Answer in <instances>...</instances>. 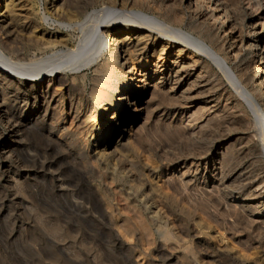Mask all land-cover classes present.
Masks as SVG:
<instances>
[{"label": "bare ground", "instance_id": "6f19581e", "mask_svg": "<svg viewBox=\"0 0 264 264\" xmlns=\"http://www.w3.org/2000/svg\"><path fill=\"white\" fill-rule=\"evenodd\" d=\"M89 85L92 99L76 96ZM222 98L241 146L214 133ZM28 139L62 162L52 180L19 170ZM106 161L123 182L116 203L100 194ZM2 175L0 211L30 226L100 223L126 244L134 229L155 243L157 228L161 251L184 243L187 264H264V0H0Z\"/></svg>", "mask_w": 264, "mask_h": 264}, {"label": "rangeland", "instance_id": "374dc122", "mask_svg": "<svg viewBox=\"0 0 264 264\" xmlns=\"http://www.w3.org/2000/svg\"><path fill=\"white\" fill-rule=\"evenodd\" d=\"M93 35H94V31L90 29L86 32L85 37L89 41L90 39L92 40ZM230 45L231 44H229V46ZM258 81L260 83V80ZM82 89L81 88L76 89L77 97H83V99H88L91 96L90 98L91 99L93 98L91 95L90 85L86 88L87 91L84 88ZM78 92L79 94H77ZM200 101L201 100L199 99L198 100L195 99L192 104L193 105L198 104ZM219 103H220L219 104L220 110H218V114L219 115L221 114V117H223V120H221L222 122H220V124L222 123L221 124L222 126H220L222 128L216 130V132L214 133L216 135L219 134L217 136L218 138H222V135L223 134L225 135L227 131L233 132L234 137H232L230 142L232 144H236L237 146H241L242 144L245 143V142L243 143V141H245V136L244 134L240 133V129L243 126H241L239 122L237 125V122L233 121L234 120L233 116L235 115L232 112L233 109L228 107L230 106L229 101H227L225 98H222L220 99ZM164 105L167 106L168 105L167 102H164ZM225 105L226 108H224ZM250 113L252 114L253 119H256L254 118L255 117L254 113L252 111ZM231 118H233V120ZM233 129L235 131H232ZM214 133H212L211 135L217 138ZM211 135L209 133L208 136ZM28 140L30 142L27 141V145H29L30 147L28 146L29 148L27 147L26 148L28 149L27 151L28 154L29 153L31 154H29L30 157L27 159V161H25V163L22 162V164H19L20 166L19 170L21 168L20 171L24 172V170L27 169H34L37 171V175L40 178H43V180L44 179L49 180V178L52 180L51 178L52 173H50L51 170L52 171L59 170L60 169L59 167L62 166L61 164L62 162L60 164H56V166L53 165L55 166V168L53 166H50L49 163H51L53 158L57 155L52 151L49 152L47 149H45L43 145L41 144L38 145L35 141H31L30 139ZM168 145L169 146L167 147L169 149L174 147V151L176 150V152H179L176 153L177 155H179L180 151L184 148V146L182 145L180 146L176 145L177 146L176 147L174 144L172 145V143L169 142ZM51 152L53 154H51ZM34 153L35 155H33ZM176 154L175 156H177ZM32 155L34 156L35 159L32 158L33 157ZM109 163L110 162L106 161L105 163L101 164V168L105 173L104 178L102 180L106 178L105 180L109 181L110 183L112 179L109 173L111 171V167H113L114 165L112 163L110 164ZM79 166L81 167V170L83 171L85 170L89 172L86 175L88 177V180L92 183L93 186L94 184L98 185V183L101 182V180H99V177L96 176V173H93L95 169L94 167L89 166L87 163L86 164L80 163ZM70 168L71 167L67 169L66 172L67 176L71 177V179L73 180L72 182L73 184L74 182H76V184L79 183V185H81L83 183V181L80 180L82 179V177L77 173L75 168L73 170L72 168L71 169ZM78 176L80 177L78 178ZM5 177L6 175L0 176L1 195L6 193L4 188V186H6L5 185L6 180L4 179ZM116 178H117L116 180L111 181L113 182V184H111V187L108 186V188H105L103 182L99 184V186L101 185L99 187L101 191L100 194L102 193L104 194V192H106V190L108 189L110 191L112 190L111 195L116 197V198L114 197L115 199L113 200V202L115 201V203L117 202V200L118 201L120 200L118 189L123 185V182H121L122 179L120 180V178L117 176ZM94 188L96 189L95 186ZM106 193L108 194V192ZM109 196H106V198H108ZM95 198H96L95 196L89 195V197L87 198H81L82 201L80 198H78V200L81 202L84 201L82 205L86 207V209L89 208V210L93 211L94 213H97L96 216H99L102 212L101 208L103 207L105 209V204L101 200L97 201ZM12 206L9 207V205H6V207H4L0 211V264H187L188 262L187 261L188 256L187 253L185 252V245L183 242H182L183 245L176 248L174 252L176 254L174 255V257L169 256L170 253L169 251L168 254L166 252L164 253L163 250L161 251V248L159 246L161 245L160 244L161 238L159 234L161 233L162 230H159L157 228H154V230H152L154 235L155 236L157 235L155 239V243L148 244L145 240L146 238L142 229H134L133 231H130L129 234H127L129 241V243H127L128 244L127 246L126 243H123V240L120 236L123 235L125 231L118 232L105 224L104 225L103 224L101 225L100 223L98 224L93 223V225L92 223L91 225L79 224V226H76V228L73 229L56 228L55 230V228L53 229L49 228L46 230L43 227L40 228L38 226L28 225L27 224L28 216L26 214L20 215L21 213H19L14 206L12 208ZM20 223H22L23 226H21L22 224L20 225ZM255 250L256 251L262 250V247L259 249L255 248ZM138 253L142 255L139 259L136 257L138 256L136 255ZM184 253H186V255H183ZM255 254L257 255V253ZM255 254H253V256H255ZM177 256H178L177 260L179 262L176 260ZM180 256H182V258Z\"/></svg>", "mask_w": 264, "mask_h": 264}]
</instances>
